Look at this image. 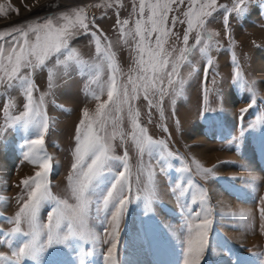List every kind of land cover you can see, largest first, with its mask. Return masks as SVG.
I'll list each match as a JSON object with an SVG mask.
<instances>
[{
    "label": "rangeland",
    "instance_id": "1",
    "mask_svg": "<svg viewBox=\"0 0 264 264\" xmlns=\"http://www.w3.org/2000/svg\"><path fill=\"white\" fill-rule=\"evenodd\" d=\"M134 4L138 13L139 0H0V32L26 26L30 22H43L49 17L55 21L62 13L71 14L74 10L83 9L89 20L94 18L96 25L111 41L122 73L120 79L126 81L129 75H136L130 71L135 68V40L126 36L128 43H123L119 28L114 26L119 17L120 20H129L128 28L134 27L135 19L139 18L138 14L133 15ZM217 4L232 7L234 0H217ZM172 8L168 26L175 35L169 37L166 47L171 50L175 44L177 52L174 55H178L184 46L182 41L187 24L183 13L188 9V2L185 0L178 6L177 0ZM224 14V9H219L208 18L205 30L213 33L214 39L207 54L200 53V46L189 53L188 61L181 65L180 75L175 78L182 83L168 89L169 94L159 107L151 110V120L143 94L132 102L148 135L155 140H164L168 150L183 157L194 172L193 158L204 167L213 168L215 165V175L208 179L199 174L189 177L187 173L178 171L184 166L180 159L169 157L158 163V151H154L151 157L147 153L144 155V169L140 173V157L134 143L129 138L122 145L117 138L113 142V154L123 156L126 148L133 172L132 202L121 223L118 264H183L187 236L184 205L190 203L194 194L199 196L196 184L207 190V205L213 209L209 245L201 264H264V229L261 227L264 219L259 213V208L264 206L261 202L264 197V0H246L241 12L230 14V35L225 33ZM172 16L178 18L174 26ZM180 20H185V23H180ZM89 26L96 31L91 24ZM195 37L194 30L189 37L190 45L195 43ZM91 40L90 35H79L69 42L86 65L75 60L69 61L66 67L56 65V57L46 62L54 72L51 94L45 98V110L50 117L45 147L54 163L49 182L53 195L69 204L76 203L67 179L71 171L76 127L83 118V111L87 109L93 115L98 103L92 96V92L98 95L99 92L91 83L96 74L91 66L97 63ZM209 58L213 63L205 84L204 69ZM236 64L241 69L239 82L233 79ZM48 68L33 73L38 89L34 91L36 98L49 91ZM109 71L104 64L101 82L107 80ZM205 88L208 90L206 100ZM253 98L255 104L241 117L240 110L247 107ZM106 99L105 90L100 100ZM10 100L16 105L10 109L12 115L23 111L25 97L21 90L18 87H0V127L5 125L3 105ZM157 101L158 94L153 97V103ZM121 116L123 119L118 122L117 133L121 130L130 133L132 127L126 107ZM161 124L166 125L167 132L160 127ZM241 130L244 131L242 136ZM109 131H112L111 125ZM35 134L34 126L25 128L23 124H17L5 128L4 135L0 137V196L4 197L0 201V214L3 217L13 216L18 210L17 201L21 197L26 198L20 181L37 170V166L26 161L23 155L25 141L35 138ZM110 166L112 170L104 173L102 182H98L92 192L94 200L110 187L115 173L122 170L119 169V161H111ZM151 171L155 172L154 194L153 185L148 182ZM137 175L140 176L139 184L136 183ZM189 178L193 180V186L187 194H173L172 188L186 185ZM148 195L153 199L151 212L145 208L144 197ZM137 196L141 199H136ZM191 207L195 212L204 205L197 203ZM50 210L49 204L42 207V223H47ZM11 227L13 225L0 218V229L8 231ZM88 227L94 234L104 236V214L97 212L95 205L88 217ZM107 247L99 243L93 247L78 238H71L63 245L50 247L38 261L25 260L23 264H80L82 252L90 249L93 255L85 257V264H104L102 252ZM11 252L12 248L7 244H0V254L10 256Z\"/></svg>",
    "mask_w": 264,
    "mask_h": 264
},
{
    "label": "snow or ice",
    "instance_id": "2",
    "mask_svg": "<svg viewBox=\"0 0 264 264\" xmlns=\"http://www.w3.org/2000/svg\"><path fill=\"white\" fill-rule=\"evenodd\" d=\"M188 9L183 13L186 17L187 27L183 34V47L179 49L178 55L175 44L171 50L166 47L169 37L175 35L168 26L169 13L173 11L172 5L177 0H139V9L133 5V15H137L134 27L128 28L129 20H116L123 43L127 44L126 36H132L135 40L133 51L135 52V68L130 71L136 75H129L127 80H121L122 75L112 51V43L96 25L95 19L89 20L83 9L74 10L71 14L62 13L54 21L49 17L43 22H30L26 26L13 27L0 32V87L6 89L19 88L25 97L23 111L18 115H12L10 109L16 105L11 100L3 105L5 125L0 127V137L4 135L5 128L23 124L25 128L34 126L36 128L35 138L25 141L24 159L37 166L33 175L20 181L26 198L21 197L17 203L18 210L13 216L0 218L13 225L10 230L0 229V244H7L12 248L11 255L0 254V264H23L25 260L38 261L39 258L52 246L63 245L71 238L93 245L99 243L107 245V250L102 252L104 264H118V245L121 231V223L128 206L132 202L130 193L133 190V172L128 161V152L125 148L123 156L114 155L113 142L119 138L124 145L130 138L134 143L139 157L140 167L138 172L144 169L143 157L147 153L150 157L154 151H158L157 162L163 163L165 158L180 159L184 166L178 171L187 173L189 177L199 174L208 179L214 176L213 168L204 167L193 158V168L184 162L183 157L168 150L164 140H155L148 135V130L139 122L140 113L133 106V101L141 94L148 102V115L151 120V110L159 107L168 89L174 88L177 83L175 79L180 75L181 65L188 61L189 53L199 47L201 54H207L214 35L205 30L208 18L219 9H224L223 25L225 33L230 35L229 16L233 12H241L246 6V0H234L232 7L218 5L217 0H187ZM185 0H178L184 4ZM111 7V4H109ZM147 13V15H146ZM177 17L172 16V25L177 22ZM62 21V22H61ZM185 23V20H180ZM96 28L92 31L89 25ZM196 31L195 43L189 44V37ZM99 33V34H98ZM79 35H90L94 43L97 63L91 67L95 69V77L91 83L97 86V92H92L94 99L98 101L95 113L90 115L88 110L83 111V118L76 127L74 136L75 146L72 151L71 171L68 175V183L75 204H69L67 200L58 199L53 195L49 176L54 166L52 156L45 147V136L50 128V117L45 110V98L51 94L53 88L54 72L48 68L47 61L56 57V65L67 66L69 61L86 65L75 49L70 47V41ZM218 35V34H216ZM34 37V39H33ZM179 37H177V40ZM218 43V41H216ZM66 54V55H65ZM64 56V59H61ZM235 63V57H233ZM213 61L208 59L204 69V83L208 81L209 67ZM106 64L109 75L106 81L101 82L100 73L102 66ZM48 68V92L40 93L34 97V91H38L33 80V73L37 70ZM234 81L241 80V69L235 65ZM167 81V85H165ZM106 90L107 99L101 101L100 96ZM205 100L207 99V89ZM159 95V101L153 103V97ZM255 98L247 107L240 110L241 117L249 108L255 104ZM58 107H62L58 105ZM127 108V117L130 121L132 131L117 133L118 122L123 119L121 113ZM163 118V109L159 108ZM115 113V115H113ZM112 131H109V126ZM160 127L167 132L166 125ZM244 131L241 130L242 136ZM119 161V170L115 173L110 187L95 199L92 192L96 189L98 182L105 172L111 171L110 162ZM151 167V165H149ZM161 171L164 169L161 168ZM155 172L151 171L148 176L149 185H153L154 194ZM136 183H140L137 175ZM193 186V180L189 178L186 185H177L172 188L173 194L179 192L181 196L187 194ZM199 196L193 195L190 203L184 205L187 211V236L184 247L183 264H201L209 245V233L211 231L212 207L207 205V190L196 184ZM136 199H141L137 196ZM145 208L152 211V195L144 197ZM4 200L0 196V201ZM264 204V197L261 198ZM202 204L200 210L193 212L191 205ZM45 204L51 205L48 212L47 223L40 220V212ZM95 205L97 212L104 214V236L91 232L88 227V217ZM259 213L264 219V206L259 208ZM232 215H237L232 213ZM244 215L243 212L240 213ZM264 229V224H262ZM19 240V243L16 241ZM93 255V250L82 252L80 264H85V257Z\"/></svg>",
    "mask_w": 264,
    "mask_h": 264
},
{
    "label": "bare ground",
    "instance_id": "3",
    "mask_svg": "<svg viewBox=\"0 0 264 264\" xmlns=\"http://www.w3.org/2000/svg\"><path fill=\"white\" fill-rule=\"evenodd\" d=\"M225 201V200H224Z\"/></svg>",
    "mask_w": 264,
    "mask_h": 264
}]
</instances>
